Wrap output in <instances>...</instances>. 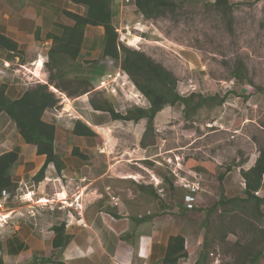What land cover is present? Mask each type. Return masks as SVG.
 <instances>
[{
	"label": "crops",
	"instance_id": "crops-1",
	"mask_svg": "<svg viewBox=\"0 0 264 264\" xmlns=\"http://www.w3.org/2000/svg\"><path fill=\"white\" fill-rule=\"evenodd\" d=\"M62 10L79 15L85 11L69 0H0V33L18 45L15 53L0 49V86H5L9 99H17L34 86L29 84V76L40 84L47 83L49 69L45 64L51 40L45 35H59L60 25H70ZM95 28H85L80 56L75 62L57 60L60 68L68 64L72 75L65 76L66 80H79L77 76L95 60L97 51L91 50L92 45H85ZM3 63H9L11 69ZM18 67L22 80L13 73ZM74 69L80 72L74 75ZM99 79L88 82L94 87ZM49 90L60 103L58 108L46 110L42 119L55 127L54 148L63 168L57 172L49 164L39 182L33 177L43 165L44 156H36L34 146L25 144L10 119L0 113V155L18 149V160L11 170L13 182L24 184L23 192L31 193L33 203L40 198L49 200L48 206L35 211L32 218L27 216L26 205L11 206V217L0 229V264H161L169 237L176 235L184 238L188 253L180 264H195L202 254L196 213L219 199V175H223L225 195H231V183L237 178L243 187L239 170L251 167L256 157L223 171L218 144L211 150H206L207 146L200 148L196 143L202 134L190 136L183 144L172 138L169 132L175 125H166L172 107L158 112L152 131L146 133L145 119L115 120L107 111L92 108L90 102L102 104L92 99L96 88L74 97H67L52 86ZM118 92L102 93L101 101L109 104L114 114L124 116L134 108ZM77 120L91 128L96 137L75 136L72 129ZM73 148L86 159L72 156ZM177 163L180 166L175 177L172 171H176ZM183 181L199 184V190L192 194V210L183 204V197L189 194L181 186ZM263 191L261 185L260 195ZM110 197L118 199L117 207ZM59 222L65 226L67 242L62 248H53L52 227Z\"/></svg>",
	"mask_w": 264,
	"mask_h": 264
},
{
	"label": "rangeland",
	"instance_id": "rangeland-1",
	"mask_svg": "<svg viewBox=\"0 0 264 264\" xmlns=\"http://www.w3.org/2000/svg\"><path fill=\"white\" fill-rule=\"evenodd\" d=\"M217 1L185 0L182 9L175 14L153 20H145L132 0H112L111 11L118 40L129 49L143 52L169 71L176 79V92L180 96L194 93L203 98L225 97L226 104L218 106L217 100L207 102L195 113H190L189 119L184 116L183 106L176 104L166 123L175 125L169 133L178 144L201 134V140L196 143L200 148L207 146L205 149L211 150L218 144L220 168L224 171L227 167L254 160L259 148L264 146V0H221L224 6ZM75 10L81 12V9ZM102 35L103 29L98 27L88 34L85 45H92L91 50L98 53H94L95 60L77 76L79 80L97 81L101 74L119 69L116 61L103 58L99 52L103 45ZM240 65L251 85L233 80L232 73ZM68 69V64L62 67L66 77L72 75ZM16 70L13 73L20 75L22 80L20 68ZM79 72L74 69L73 74ZM121 76L127 79V84L117 92L120 90L118 93L123 94L132 108H149L130 78L122 73ZM29 77V84L39 82ZM95 86L93 89L97 92L92 99L99 102L103 99L102 93H106ZM24 187L20 186V192L17 185L12 195L26 193ZM231 188V195L227 197L243 196L239 178L231 183ZM16 203L18 207L26 205L27 210L30 209L29 204L17 201L9 206ZM205 209L195 215L200 249L205 256L203 264H215L210 253L217 256V264H241V246L251 239L245 229L247 226L233 218L220 222L217 216L211 217L207 224ZM260 228L264 230V223ZM226 232L231 233L222 240ZM258 264H264V252Z\"/></svg>",
	"mask_w": 264,
	"mask_h": 264
},
{
	"label": "trees",
	"instance_id": "trees-1",
	"mask_svg": "<svg viewBox=\"0 0 264 264\" xmlns=\"http://www.w3.org/2000/svg\"><path fill=\"white\" fill-rule=\"evenodd\" d=\"M76 6L84 8V14L79 15L62 10V15L67 18L70 25H60V34H46L45 38L51 40V47L47 54L48 62L45 67L49 69L46 84H36L26 90L17 99L7 97L5 86H0V113H4L14 124L17 134L27 145L35 148L36 156H44L45 160L39 171L33 177L35 182L43 179L49 164H52L57 172L63 168V163L55 152L54 139L55 127L53 124L44 122L42 117L46 110L59 107V98L49 90V86L64 93L67 97L83 95L93 90L88 80H66L64 71L58 67L57 60L75 62L80 56L84 42V31L87 26L101 27L103 29V45L101 55L117 62L118 68L124 72L133 83L134 87L144 96L149 103L148 109L134 108L121 116L114 114L112 108L105 101L90 102L92 108L107 111L115 120L136 121L146 120L145 132L152 131L154 117L165 107H173L176 104L183 106L184 116L189 119L190 113H195L207 102H215L221 106L225 103V97L213 96L203 98L198 94L191 93L188 96H180L176 92L175 77L155 63L143 52L125 47L119 40L112 24V0H69ZM137 12L145 20H153L167 14L173 15L183 7V1L174 0H132ZM218 5L224 6L223 1L218 0ZM133 47L134 45L129 44ZM18 48L16 42L0 33V49L7 53H15ZM233 80L237 82H249L246 71L240 65L238 70L232 73ZM57 82H54V80ZM72 133L75 136L91 138L95 133L86 124L77 120L74 122ZM71 155L85 160L86 156L76 148L71 150ZM18 160V149L2 153L0 155V197L4 191L14 193L16 184L11 178V170ZM243 182V196L227 197L222 187L223 175L217 177L219 184V199L207 208L205 222L208 224L213 216H217L220 222L228 218L239 220L245 226L251 237L248 243L241 246V264H258L264 252V196L256 195L259 192L264 177V146L259 148L254 164L248 169L239 170ZM112 217H115L113 215ZM52 230L54 238L53 248H62L66 242L65 226L56 223ZM231 232H226V235ZM184 238L176 235L169 237L164 249L161 264H180V260L186 258ZM205 256L201 254L195 264H203ZM57 264H67L58 262Z\"/></svg>",
	"mask_w": 264,
	"mask_h": 264
},
{
	"label": "built area",
	"instance_id": "built-area-1",
	"mask_svg": "<svg viewBox=\"0 0 264 264\" xmlns=\"http://www.w3.org/2000/svg\"><path fill=\"white\" fill-rule=\"evenodd\" d=\"M128 1L129 0H126V2H128ZM3 66L8 69L10 67V64L9 63H3ZM120 71L114 73L113 75L107 74V75L101 77V80L99 81L97 87L99 89H103L105 91V93L108 95H116L117 89L121 90L127 84V82H126L127 79H125L123 76H121V73L124 75H125V73L122 71L120 72ZM137 98H135L136 101H138ZM179 166L180 165L178 163L175 164L174 168L176 171H174V170L172 171V175L175 177L178 176L177 167H179ZM263 181H264V177H263L262 182ZM180 183L184 189H187L189 191V194H186L183 197L184 207L187 210H192L195 206L194 205L195 198L193 197L192 194L199 190V184H198V182L189 183L187 181H183V183L182 182H180ZM17 185H18L19 191L21 190L20 186H24L23 183H18ZM243 187H244V185H243ZM256 195L260 196V193L257 192ZM13 196H15V197H13ZM14 201L29 204L28 207L30 209L27 212V216L30 218L35 217V215H36L35 211H37L40 208H45L49 204V200H45L42 198L37 199L33 203L31 193H29V192L17 193V194L12 195V193L4 191L0 197V229H2L4 226H6L8 220L10 219L11 214H12V210H11V207L9 206V204L14 203ZM110 201L114 207L118 206V199L117 198L110 197ZM19 217L23 218V215L20 214ZM209 256L214 257L213 263L217 264V262H218L217 256L213 253H210Z\"/></svg>",
	"mask_w": 264,
	"mask_h": 264
},
{
	"label": "bare ground",
	"instance_id": "bare-ground-1",
	"mask_svg": "<svg viewBox=\"0 0 264 264\" xmlns=\"http://www.w3.org/2000/svg\"><path fill=\"white\" fill-rule=\"evenodd\" d=\"M36 73H37V71H36Z\"/></svg>",
	"mask_w": 264,
	"mask_h": 264
},
{
	"label": "clouds",
	"instance_id": "clouds-1",
	"mask_svg": "<svg viewBox=\"0 0 264 264\" xmlns=\"http://www.w3.org/2000/svg\"><path fill=\"white\" fill-rule=\"evenodd\" d=\"M47 206H48V205H47ZM47 206H46V207H47Z\"/></svg>",
	"mask_w": 264,
	"mask_h": 264
}]
</instances>
